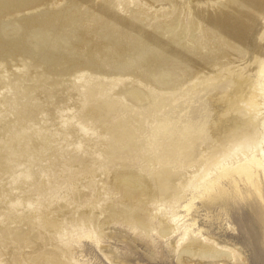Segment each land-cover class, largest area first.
Listing matches in <instances>:
<instances>
[{
    "label": "rangeland",
    "instance_id": "obj_1",
    "mask_svg": "<svg viewBox=\"0 0 264 264\" xmlns=\"http://www.w3.org/2000/svg\"><path fill=\"white\" fill-rule=\"evenodd\" d=\"M114 1L0 0V229H9L11 236L22 232L21 239L31 245V235L39 230L47 232L50 220L58 218L53 207L62 196L70 207L77 205L72 191L81 185L85 171L92 175L103 164L133 161L161 197L171 198L181 195L180 183L186 185L203 167L210 165L214 172L216 166L209 162L220 153L234 152L245 132L260 126L253 121L251 108L243 103L253 79L240 71V65H250V52L237 64L219 69L226 63L224 59L213 71L180 78L171 86L147 82L148 77L139 71L113 74L112 66L103 64L100 57L116 42L109 33L95 29L93 19L99 5L101 9L103 2ZM137 1L150 8L145 14L153 17V22L181 19L179 25H188L191 17L198 15L196 28L203 37L209 25L207 15L222 16L220 5L226 3L178 0L179 9H174L170 0ZM161 8L168 11L164 16L157 11ZM111 15L108 12V20ZM258 21L251 22L252 31ZM45 35L61 40L54 44ZM118 51L121 58L115 54L113 60L125 61L124 51ZM137 89L148 97L128 94ZM239 150L229 158L245 151ZM21 198L27 199L23 205L41 198L44 211L39 223L22 222L24 231L17 225ZM205 200L197 199L190 210L176 208L183 222H196V228L219 246L239 253L235 263L227 260L223 264H264V193L261 196L248 184L240 192L219 196L210 206L203 204ZM115 224L116 228L123 226ZM136 231L130 235L137 243L118 244L116 248L122 253H112L111 261L103 253H84L82 257L80 253H64L67 262L207 264L197 258L179 261V253H170L156 230L150 234L157 248L147 246L152 236L142 240ZM7 234L0 232V241L15 243ZM68 239L64 248L80 241L77 234ZM84 242L93 245L89 239ZM0 264L16 263L0 253Z\"/></svg>",
    "mask_w": 264,
    "mask_h": 264
},
{
    "label": "bare ground",
    "instance_id": "obj_2",
    "mask_svg": "<svg viewBox=\"0 0 264 264\" xmlns=\"http://www.w3.org/2000/svg\"><path fill=\"white\" fill-rule=\"evenodd\" d=\"M170 1L174 9H179L178 0ZM147 9L150 8L143 7L137 0L103 2L101 9L99 5L93 19L94 27L100 29V32L109 33L110 38L113 37L116 42L115 46L113 41L115 47L110 51L106 50L107 47L102 48L106 52L100 57L102 60L100 61L105 65H111L113 68L111 69L115 71L113 74L131 75L139 71V75L148 77L150 81L147 82L171 86L180 78L193 77L194 74L206 69L213 71L221 60L226 59V63H221L219 69L231 63L237 64L250 52V65L245 66V63L240 65V71L253 79V84L244 95L243 103L251 108L253 121L260 123V126H251L245 132L244 140L234 147V152L220 153L213 162H209L216 166L214 172L210 165L203 167L190 177L186 185L180 183L181 195H174L171 198L161 197L150 179L133 161L103 164L92 175L85 171L81 185L72 191V195L77 198V205L70 207L66 196H62V200L53 207L58 218L56 221L50 220L47 232L39 230L35 235L29 236L33 245L21 239L22 232L11 236L9 229H0L1 233H8L6 235L8 239L15 240L12 244L6 240L0 241L2 248L0 253L8 257V261L16 264H69L67 262L69 259L64 253H80L81 257L84 253H103L111 261L112 253H122L116 248L118 244L132 246L137 243L138 239L130 235L133 229L139 230L141 238L151 237V231L156 230L168 251L179 253L177 254L179 261L182 258L190 260L197 258L201 263L223 264L227 260L233 262L238 260L239 253L236 250L219 246L216 241L205 235L201 228H196V222L190 221L185 224L183 215L176 208L182 206L190 210L200 198H206L203 204L210 206L219 196L240 192L244 185L248 184L263 196L264 0H226V3L220 5L222 16L207 15L209 25L204 29L205 37L196 28L200 19L198 15H193L188 25L183 22L179 25L181 19H174L172 22L164 20L153 22L154 18L145 14ZM157 11L163 12L159 16H164L165 12H168L166 8ZM108 12L112 14L109 20ZM214 18L221 23L218 24ZM257 21L258 26L252 31L251 22L256 24ZM56 36H46L45 39L57 44L61 37ZM107 45L110 43L107 42ZM118 50L124 51L125 61L113 60L112 55L120 57L121 52ZM137 90H130L128 94L133 97H148L142 89ZM239 109L240 113L245 114L241 108ZM241 148L245 151L239 157L229 158ZM243 173L247 175L243 176ZM187 195L190 197L185 201ZM26 200L21 198L17 206L19 211L17 225L21 224L22 231L26 228L22 222L33 220V225L39 223L44 212L41 198L36 200L37 203L29 202L23 205ZM118 222L123 226L119 228L118 225L116 228L115 223ZM73 234H77L80 241L72 243L70 248H64L69 236ZM153 238V236L149 238L147 243L151 248L153 245L156 247L157 241ZM86 239L93 245L84 242ZM70 264L84 262L70 260Z\"/></svg>",
    "mask_w": 264,
    "mask_h": 264
}]
</instances>
